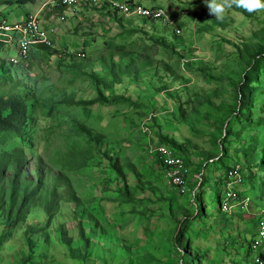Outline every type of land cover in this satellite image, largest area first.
<instances>
[{
	"label": "rangeland",
	"instance_id": "1",
	"mask_svg": "<svg viewBox=\"0 0 264 264\" xmlns=\"http://www.w3.org/2000/svg\"><path fill=\"white\" fill-rule=\"evenodd\" d=\"M48 1L0 0V21H23ZM135 1L178 18L181 35L104 4L61 23L62 9L44 13L55 48L32 51L28 70L11 66L17 50L0 45V64L34 104L24 140L11 143L29 151L30 177L43 188L26 219L7 225L0 215V264H184L174 240L181 219L185 252L200 255L193 264H249L264 215V169L248 170L241 195L250 209L233 215L222 213L215 198L225 187L213 179L237 161L247 167L251 155L264 159V62L258 68L251 59L264 49V12L233 7L216 20L203 0ZM161 137L182 145L191 166L208 165L196 200L170 189L149 152Z\"/></svg>",
	"mask_w": 264,
	"mask_h": 264
},
{
	"label": "built area",
	"instance_id": "2",
	"mask_svg": "<svg viewBox=\"0 0 264 264\" xmlns=\"http://www.w3.org/2000/svg\"><path fill=\"white\" fill-rule=\"evenodd\" d=\"M108 4L112 14H120L128 18L145 19L152 23L159 22L165 31H172L176 35H181V29L176 25L178 18L170 19L165 9L157 6H146L135 0H50L42 5L38 11L27 13L23 21L8 22L6 19L0 21V45L14 47L17 56L10 58L14 66L25 69L29 67L31 52L38 47L55 48L53 35L55 28L46 27L44 13L54 9H62L58 14L59 22H66L71 15L76 18L77 13L86 12L93 7ZM66 11V12H65ZM68 11V13H67ZM53 18V15L51 16ZM79 59L85 58L83 52H78ZM150 153L159 152L164 163V171L169 187L175 189L180 195H192L196 200L197 190L200 191L202 185V175L195 172L193 167L186 165L184 157L179 151L166 145L152 146ZM196 175L201 178L198 179ZM194 177V178H193ZM221 179L225 192L220 207L222 212L230 215L235 214L241 208H249L251 198H242L241 188L247 183L246 175L240 164H235L230 168ZM201 184V185H200ZM264 213V211H263ZM258 233L251 242V251L248 253L249 264H264V254L255 251L264 246V237L260 234L264 232V215H260L258 221Z\"/></svg>",
	"mask_w": 264,
	"mask_h": 264
},
{
	"label": "trees",
	"instance_id": "3",
	"mask_svg": "<svg viewBox=\"0 0 264 264\" xmlns=\"http://www.w3.org/2000/svg\"><path fill=\"white\" fill-rule=\"evenodd\" d=\"M28 2H30V0H19L20 4H27ZM242 12L246 16H249L248 13L244 10ZM51 50L52 48L38 47L33 50V54L37 56L39 55V53H47L51 52ZM66 51L67 57H71L70 54L72 53H69L67 49ZM57 52L58 51H55V53ZM263 58L264 49L261 47L257 52L251 54L253 65H257L258 68L264 62V60L262 61ZM9 64L13 66L10 61ZM4 66L5 62L2 61L0 64V147H6L0 153V215L2 216L3 220L7 223V225H12L15 222L26 219L29 210H31V207L35 206L36 203L40 200V193L42 192L43 188L40 181L34 182L33 179L30 177L29 169L31 168V154L29 153V151L26 148L16 146L14 142L11 143V141L16 139L24 140L26 127L30 119L29 112L30 109L33 108L34 104L32 102H30L31 104H29V102L22 97L19 89L14 86V77L12 75V72L4 70ZM133 69L134 67L132 66H129L128 68V70ZM138 70L139 72H141L139 67ZM136 71L137 70H135V72ZM248 79L249 78L245 77L244 81L239 86V92L243 97H245V95L243 94V88L248 85ZM98 100L108 102V100L102 93H100ZM89 103L92 102L80 101L74 104H77L78 106H86ZM239 103L240 105H242L243 99L240 98ZM78 126L81 128V131L84 132V135L87 138H90V141L99 142L100 138H94L93 132L90 129L86 128L84 125ZM228 135L229 134H227V136ZM165 144H167L169 147L173 148L176 151H181V153H183L184 151L182 145H179L177 141L168 137H161L159 145ZM148 149L154 148L149 145ZM151 155L156 157L155 159L158 161L160 167L164 170V163L161 159V155L159 154V152L151 153ZM110 160L112 161V158ZM257 160L258 158L255 155H251V159L248 162L247 167L241 162H236V164L242 165L247 180L250 175L248 170L250 171V173L254 174L256 168H259L261 166V168L264 169V159H262L260 162H258ZM185 163L189 167H195L191 166L192 161L185 160ZM199 166L200 167H195L197 168L195 172L202 175L203 181L200 188L201 190L202 187H204L205 185L204 174L208 165L202 164ZM112 168L118 173L119 176L123 175V169L117 161H113ZM230 168H232L231 165H229L228 169L223 172V174H225ZM222 178L223 176H219L218 178L213 179L214 184H216L215 186L218 185L221 188L220 183ZM170 189L177 192L172 187H170ZM177 195L182 196L178 192ZM222 198L223 194L220 192V194H217L215 199L220 202ZM203 201L204 200L201 198L200 202L202 204ZM222 213L226 215L228 214L226 212ZM185 217L187 218L189 216ZM185 221V219H181L179 221L175 231L174 240L176 246L179 248V251L183 250L180 251V253L182 255L184 264H193L196 259L199 260L200 255L193 254L195 250L189 253L185 252L184 250L187 248L188 244H190V242L186 238H184ZM256 235L257 233L255 234V236ZM81 237L82 239H84L85 246L87 247L88 238L86 237L83 229H81ZM27 259L28 258H25L23 259V261H26Z\"/></svg>",
	"mask_w": 264,
	"mask_h": 264
},
{
	"label": "clouds",
	"instance_id": "4",
	"mask_svg": "<svg viewBox=\"0 0 264 264\" xmlns=\"http://www.w3.org/2000/svg\"><path fill=\"white\" fill-rule=\"evenodd\" d=\"M210 15L222 20L229 9H243L247 13L264 12V0H203ZM264 237V232L260 234Z\"/></svg>",
	"mask_w": 264,
	"mask_h": 264
},
{
	"label": "crops",
	"instance_id": "5",
	"mask_svg": "<svg viewBox=\"0 0 264 264\" xmlns=\"http://www.w3.org/2000/svg\"><path fill=\"white\" fill-rule=\"evenodd\" d=\"M140 2V1H139ZM157 7H160V6H157ZM167 12V11H166Z\"/></svg>",
	"mask_w": 264,
	"mask_h": 264
}]
</instances>
